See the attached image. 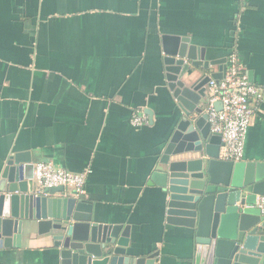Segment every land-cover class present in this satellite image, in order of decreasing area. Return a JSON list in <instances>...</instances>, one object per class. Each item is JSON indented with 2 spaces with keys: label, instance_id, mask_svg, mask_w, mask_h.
I'll return each mask as SVG.
<instances>
[{
  "label": "crops",
  "instance_id": "1",
  "mask_svg": "<svg viewBox=\"0 0 264 264\" xmlns=\"http://www.w3.org/2000/svg\"><path fill=\"white\" fill-rule=\"evenodd\" d=\"M167 37L188 38L208 60L235 53L264 87V0H0V168L26 155L72 173L89 169L78 199L96 221L129 228L131 253L195 264L194 242L166 222L155 174L178 118ZM133 114L147 123L133 126ZM242 161L264 162V103ZM0 264L54 261L36 239L0 248Z\"/></svg>",
  "mask_w": 264,
  "mask_h": 264
},
{
  "label": "water",
  "instance_id": "2",
  "mask_svg": "<svg viewBox=\"0 0 264 264\" xmlns=\"http://www.w3.org/2000/svg\"><path fill=\"white\" fill-rule=\"evenodd\" d=\"M164 53L167 89L178 109L155 173L166 222L194 242L195 264H264V216L251 207L264 196V162L221 160V135L210 131L201 106L209 81L224 77L226 59H206L205 49L185 37L165 38ZM213 106L221 110L220 103ZM33 168L26 155L9 157L0 168V248L40 239L54 264L157 263V253L139 257L128 250L127 226L96 221L91 205L64 187L37 194Z\"/></svg>",
  "mask_w": 264,
  "mask_h": 264
},
{
  "label": "built area",
  "instance_id": "3",
  "mask_svg": "<svg viewBox=\"0 0 264 264\" xmlns=\"http://www.w3.org/2000/svg\"><path fill=\"white\" fill-rule=\"evenodd\" d=\"M206 92L203 113L207 116L210 131L221 135L220 159L242 161L248 129L255 117L257 107L264 103V87L249 81L245 67L237 55L232 53L226 61L224 77L219 81H209ZM217 102L221 104L219 111L213 106ZM147 121L145 115L133 114L130 122L138 127L146 124ZM89 173V169L72 173L49 162H38L33 168L36 193L43 194L45 189L64 187L78 199L84 194ZM251 207L258 209L264 216V196H257Z\"/></svg>",
  "mask_w": 264,
  "mask_h": 264
}]
</instances>
